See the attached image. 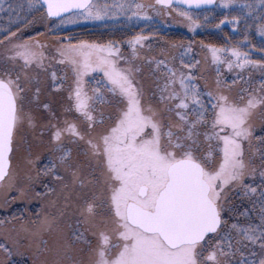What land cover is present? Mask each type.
Listing matches in <instances>:
<instances>
[{
	"label": "snow or ice",
	"instance_id": "6c2138e0",
	"mask_svg": "<svg viewBox=\"0 0 264 264\" xmlns=\"http://www.w3.org/2000/svg\"><path fill=\"white\" fill-rule=\"evenodd\" d=\"M215 2L28 0V8L55 18L54 28L118 15L151 20L148 10L171 9L195 32L204 25L188 9ZM233 3L220 0L225 9ZM0 11L14 9L0 0ZM225 22L240 17L214 26ZM256 30L264 37V22ZM22 31L0 33V191L6 204L41 207L0 219V251L34 246L36 264H264V56L251 58L252 49L264 53V40L257 48L245 32L220 47L201 41L216 69L202 89L191 43L154 47L143 30L103 42L64 36L58 74L47 45ZM221 66L238 70L230 83ZM248 70L260 73L259 87ZM22 129L31 140L18 144ZM14 146L24 153L15 171Z\"/></svg>",
	"mask_w": 264,
	"mask_h": 264
},
{
	"label": "rangeland",
	"instance_id": "374dc122",
	"mask_svg": "<svg viewBox=\"0 0 264 264\" xmlns=\"http://www.w3.org/2000/svg\"><path fill=\"white\" fill-rule=\"evenodd\" d=\"M25 2L27 3V7L25 10V14H27V16L23 15L19 19H17L16 17H11L10 20V16H8L9 14L7 12L0 11L3 13L0 19V33L5 28H9V26L11 27L12 31H15L18 25L24 20L25 23H27L28 21H33V23L29 25L27 31H22V38L35 37L42 44H46L47 47L45 49V55L50 58L55 57V59L52 60V68L50 69V72L52 70H55L58 74H63V72L65 71V66L56 63L59 57H56L55 47L57 46V38H62L64 36H72L77 39L97 40L103 42L108 39L127 40L135 36L136 34L141 33V30H143L142 34L151 38V42L153 43L154 47L163 46L165 42H182L185 46H188V44L191 43L193 51L190 53V56L194 60H198L200 64L205 61L203 67H208V69L204 71L201 75H203V77H205V79L209 82H211L210 78H213L214 80L211 85H214L215 83L216 69L215 65L211 63L210 53H208L206 49H202L200 43L201 41H203L204 44H211L220 47L229 41L231 43H235L238 40L242 41L244 39L245 32H247L249 40H251L252 44L256 45L257 48H259L261 41L264 40V37H261L256 30V25L261 23L262 20L260 18L264 16L260 14L262 13L264 6H261L258 0H234V3L227 9L222 8L220 6V0H217L211 7L202 9L203 11H191L194 15V18H198L200 22H202L204 25L203 27L196 29L195 32L189 31L187 27V22L182 17L177 16V14L171 9L161 10L162 12L167 11L169 14H162L159 16L155 15L152 10H148V15L152 17L151 20L137 18L128 20L127 16L118 15L112 18H107L104 21L77 20L74 23H71L74 24V26H71L69 28L68 25L64 26V24L60 25L59 28H54V25L59 23L58 21L49 20L45 16H41L40 12L30 11L28 8V0H25ZM94 2L100 4H111L114 2V0H94ZM135 2L149 4L154 3V0H135ZM14 4H17V2H15ZM244 4L252 5L251 9L244 8ZM188 10L190 11V9ZM29 15H34V17L29 20ZM205 16L208 17L207 21L204 20ZM234 16L240 17V22L238 24L233 25L225 22L224 24H222V27L220 26V28H216L214 26L218 24L221 20L225 19V17H227L228 19H232V17ZM3 18H6L7 21L9 20L10 23L7 26L3 25L1 28V21ZM40 23L41 25L43 24L42 27H39ZM81 23L83 24L81 26L83 28L81 32H78L77 30L80 28L75 29L74 27L77 25H81ZM49 29L52 30L49 31ZM38 33H40L41 35H38ZM161 37H163V40H161ZM61 42L64 41L61 39ZM122 50L127 52V46H123ZM243 50L248 51L249 46L244 45ZM3 51L4 47L0 46V55L3 54ZM262 56H264V53H261L256 49L251 50L252 59L258 60ZM47 62L48 61H46V63ZM223 68L224 67L222 66V69ZM235 71L238 70H234V72L227 74L226 78L223 77L224 71H221L222 78L226 82H228L229 75L235 74ZM249 71H251V79H254L257 75L261 76L258 71L248 70V77ZM69 75L71 74L69 73ZM254 85H256V87H259V84ZM60 95L66 97L67 93L64 92ZM25 137L31 140V133L28 132L26 129H22L18 133L17 143L19 144L22 138ZM23 155V150H16L14 146V151L11 154V166L14 171L17 170L20 164L22 163ZM13 195L17 194L15 192L11 193L8 196V199L11 200V197ZM18 199L19 198H17L15 202L11 204H6L5 193L4 191H0V219H4L6 218V216L10 217L12 214L19 216L20 211L18 209V206L15 205ZM9 209H11L10 212H8ZM231 222L232 221H230V223ZM3 231L4 228L0 227V243L6 242L4 239ZM20 247L22 246H19V248ZM3 257H6V259L4 258L5 261L2 260L0 264H25V262L20 261L18 257H16L18 259L16 262L14 260L15 258L11 259L5 253L0 251V258Z\"/></svg>",
	"mask_w": 264,
	"mask_h": 264
},
{
	"label": "trees",
	"instance_id": "16d2710c",
	"mask_svg": "<svg viewBox=\"0 0 264 264\" xmlns=\"http://www.w3.org/2000/svg\"><path fill=\"white\" fill-rule=\"evenodd\" d=\"M15 2H17V4H14ZM9 5H11L12 6V8L14 9V11L13 12H8V11H2V12H7L9 15L8 16H11L12 18H14V17H22L23 15H25V16H27V14H25V10H26V7H27V3L25 2V0H5V8L7 9L8 8V6ZM260 10H262V9H260ZM263 10H264V8H263ZM262 10V13H260L261 15H264V11ZM190 11H193V12H198V11H194V10H190ZM203 11V10H202ZM2 12H0V19H1V16L3 15V13ZM259 13V12H258ZM249 15V14H248ZM7 16V17H8ZM45 17H46V15H44ZM6 17V18H7ZM34 17V15H29L28 16V18H29V20L31 19V18H33ZM6 18H3L2 19V21H1V28H2V26L3 25H8L9 23H10V21L8 20H6ZM47 18V17H46ZM27 19V18H26ZM48 19V18H47ZM49 20H53V21H57L56 19H49ZM6 21V22H5ZM25 21V20H24ZM22 22V23H20L19 25H18V27L20 26L22 29H23V31H27L28 30V27H24V24H26L25 22ZM263 21H261V23H262ZM66 25H68V28L69 27H71V26H74V24H64V26H66ZM83 24L81 23V25H77V26H75L74 28L76 29V28H80V29H78L77 31L78 32H81L82 31V28L83 27H81ZM5 26V27H6ZM43 26V24L41 25V23L39 24V27H42ZM63 26V27H64ZM221 27L223 26V25H220ZM4 27V28H5ZM3 28V29H4ZM9 28H11L10 26H9ZM1 33H3V30H2V32ZM205 62V61H204ZM204 62L203 63H201V64H199V66L196 68V69H194L193 70V72H194V75L195 76H197V77H200V76H203V75H201L204 71H206L207 69H208V67H206V68H204L203 67V64H204ZM210 69V68H209ZM209 71H211V70H209ZM221 71H224V73H223V77L224 78H226L227 77V74H230V73H232V72H229L226 68H223L222 69V66H221ZM247 72L248 71H245L244 73H243V75H244V77H245V79H248V75H247ZM234 78V74H232V75H229V81L228 82H231V80ZM260 79H261V76H259V75H257V76H255V78L254 79H252L253 80V84H259V81H260ZM213 78H210V81L211 82H209L208 80H207V82L211 85L212 83H213ZM255 82H258V83H255ZM198 83H199V85H200V87L203 89L204 88V85L203 84H205V77H204V79H200V80H198ZM236 91V89H234V92ZM255 123H256V126H257V134H260V125H259V120L257 119L256 121H255ZM237 203H240L239 201H237ZM15 205H17L18 206V209H19V216H21V215H24V216H27V214L30 212V213H35L40 207H41V202L40 201H38V200H36V199H31V201L29 202L28 200H25V199H22V198H19L18 199V201L16 202V204ZM12 208V207H11ZM11 211V209H9L8 210V212H10ZM7 214V213H6ZM7 217V216H6ZM65 220L67 221L68 220V217L66 216L65 217ZM75 220H76V215L74 214V210H73V214H72V216H71V222L73 223V224H75ZM231 221V220H230ZM229 221V222H230ZM5 232V228H4V231H3V233ZM45 239H48L49 241H50V243H51V238L50 237H48V236H45ZM22 247H13L12 248V254H11V256H10V258L11 259H14L16 262H17V260L19 259L20 261H24L25 262V264H36V255H35V248H34V246L33 247H28L26 244L25 245H21ZM16 257H18V259L16 258ZM4 258L6 259V257H3V258H0V262H2V260H4ZM5 261V260H4Z\"/></svg>",
	"mask_w": 264,
	"mask_h": 264
},
{
	"label": "water",
	"instance_id": "95a60500",
	"mask_svg": "<svg viewBox=\"0 0 264 264\" xmlns=\"http://www.w3.org/2000/svg\"><path fill=\"white\" fill-rule=\"evenodd\" d=\"M210 6H212V5H209V6H202V7H200V8H195V7H193L192 9H202V8L210 7Z\"/></svg>",
	"mask_w": 264,
	"mask_h": 264
}]
</instances>
